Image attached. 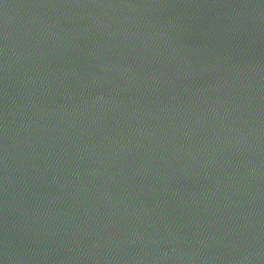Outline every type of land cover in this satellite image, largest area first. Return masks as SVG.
<instances>
[{
  "label": "water",
  "instance_id": "1",
  "mask_svg": "<svg viewBox=\"0 0 264 264\" xmlns=\"http://www.w3.org/2000/svg\"><path fill=\"white\" fill-rule=\"evenodd\" d=\"M0 264H264V0H0Z\"/></svg>",
  "mask_w": 264,
  "mask_h": 264
}]
</instances>
